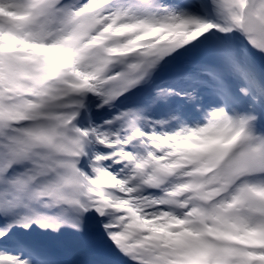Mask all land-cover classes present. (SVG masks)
<instances>
[{
  "label": "snow or ice",
  "instance_id": "6c2138e0",
  "mask_svg": "<svg viewBox=\"0 0 264 264\" xmlns=\"http://www.w3.org/2000/svg\"><path fill=\"white\" fill-rule=\"evenodd\" d=\"M0 264H264V0H0Z\"/></svg>",
  "mask_w": 264,
  "mask_h": 264
}]
</instances>
